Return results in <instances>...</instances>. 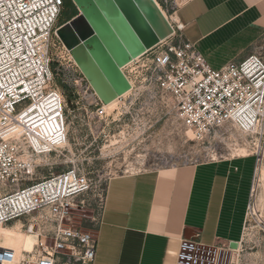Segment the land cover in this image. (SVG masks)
Here are the masks:
<instances>
[{"label": "built area", "instance_id": "built-area-1", "mask_svg": "<svg viewBox=\"0 0 264 264\" xmlns=\"http://www.w3.org/2000/svg\"><path fill=\"white\" fill-rule=\"evenodd\" d=\"M172 32L120 67L129 88L119 94L117 107L105 104L57 35L64 0H0V226L37 214L50 221V241L36 234L32 251L21 264H93L96 228L88 233L66 224L74 199L93 187L83 169L71 165L40 174L69 143V110L81 111L86 124L97 119L118 123L131 116L144 125L160 115H173L181 129L203 138L227 124H239L264 139V52L255 44L241 60L212 69L183 33L174 14L177 0H154ZM159 8V9H160ZM137 124V123H136ZM84 125V124H81ZM138 125V124H137ZM229 157L211 151L144 170L177 168ZM254 178L242 238L203 244L181 238L175 264H238L248 218L254 214ZM107 186V185H106ZM99 195L96 227L105 205ZM33 219L36 217H32ZM24 226V224L22 223ZM29 224L26 230L33 229ZM3 247L0 245V254ZM0 264H2L0 260Z\"/></svg>", "mask_w": 264, "mask_h": 264}, {"label": "crops", "instance_id": "crops-1", "mask_svg": "<svg viewBox=\"0 0 264 264\" xmlns=\"http://www.w3.org/2000/svg\"><path fill=\"white\" fill-rule=\"evenodd\" d=\"M175 18L212 69L243 59L264 35V0H186ZM255 157L112 176L93 264H175L179 240L238 242Z\"/></svg>", "mask_w": 264, "mask_h": 264}, {"label": "rangeland", "instance_id": "rangeland-1", "mask_svg": "<svg viewBox=\"0 0 264 264\" xmlns=\"http://www.w3.org/2000/svg\"><path fill=\"white\" fill-rule=\"evenodd\" d=\"M184 1L186 0H177V3ZM76 12L78 10L73 1L64 0V8L57 19V25L71 19ZM255 45L264 52V35ZM160 116L159 120L156 121L158 117H155L146 125L143 120L131 116L118 123H105L94 119L86 124V116L81 111L69 110L68 119L72 123L67 148L63 155L53 160L54 163L45 165L40 170L42 176L48 171H59L74 164L83 169L92 180L93 187L74 199V204L68 210L66 224L94 233L99 195L109 179L124 170L151 168L170 160L180 161L185 157H202L211 151L228 156L253 155L255 159L257 155L259 161L255 179L254 214L248 218L238 264H264V183L258 180V174H264V139L256 133L244 132L234 124L210 131L203 138L194 133L190 136L189 129L177 126L172 113ZM240 149L246 152L241 153ZM19 220L0 226L2 264H21L22 259H27V252H22L21 249L29 224L34 225L35 234L40 232L46 236L48 243L50 241V221L44 222L37 214ZM17 224L23 226L21 231L17 228L14 233H9L10 228Z\"/></svg>", "mask_w": 264, "mask_h": 264}, {"label": "water", "instance_id": "water-1", "mask_svg": "<svg viewBox=\"0 0 264 264\" xmlns=\"http://www.w3.org/2000/svg\"><path fill=\"white\" fill-rule=\"evenodd\" d=\"M72 1L78 13L62 23L57 35L108 103L129 88L120 67L169 36L172 28L154 0Z\"/></svg>", "mask_w": 264, "mask_h": 264}, {"label": "bare ground", "instance_id": "bare-ground-1", "mask_svg": "<svg viewBox=\"0 0 264 264\" xmlns=\"http://www.w3.org/2000/svg\"><path fill=\"white\" fill-rule=\"evenodd\" d=\"M158 7L160 8V6H159V4H158ZM160 10H161V12H163V10H162V8H160ZM164 15H166V14H164ZM175 17V16H174ZM75 61V60H74ZM117 104H118V102H117V99L115 98V99H113V100H111L110 102H108V103H106L105 104V108L107 109V111L108 112H110V111H112L113 109H115L116 107H117ZM234 126H236V127H238L239 129H241L242 131H244V132H246V129H244V128H242L239 124H234ZM188 133H189V135L191 136L192 134H193V131L191 130V129H189V131H188ZM239 152H246L244 149H240L239 150ZM247 155V154H246ZM258 180L260 181V182H262V183H264V174L262 173V174H258ZM258 182V181H257ZM264 185V184H263ZM23 226L21 225L20 226V224H17V225H13L10 229H11V232H9V233H14L15 231V229H17L18 228V231H21V228H22ZM8 233V234H9ZM36 234H35V232H34V230L33 229H30V230H26V232H25V234H24V236H23V243H22V252H30V251H32V249H33V247H34V244H35V242H36ZM0 245L2 246V244L0 243ZM3 247V246H2ZM32 264H34V263H32Z\"/></svg>", "mask_w": 264, "mask_h": 264}, {"label": "trees", "instance_id": "trees-1", "mask_svg": "<svg viewBox=\"0 0 264 264\" xmlns=\"http://www.w3.org/2000/svg\"><path fill=\"white\" fill-rule=\"evenodd\" d=\"M72 3V2H71ZM76 10V9H75ZM77 14V12L75 14H73L71 17L75 16Z\"/></svg>", "mask_w": 264, "mask_h": 264}]
</instances>
